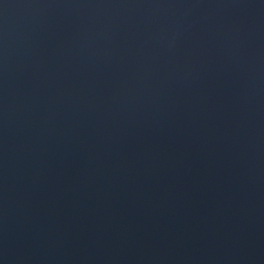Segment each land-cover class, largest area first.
Listing matches in <instances>:
<instances>
[{
    "label": "water",
    "instance_id": "obj_1",
    "mask_svg": "<svg viewBox=\"0 0 264 264\" xmlns=\"http://www.w3.org/2000/svg\"><path fill=\"white\" fill-rule=\"evenodd\" d=\"M0 264H264V0H0Z\"/></svg>",
    "mask_w": 264,
    "mask_h": 264
}]
</instances>
